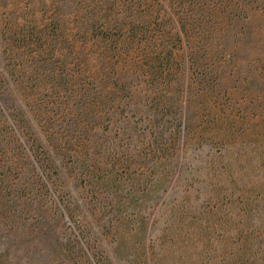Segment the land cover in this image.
Returning a JSON list of instances; mask_svg holds the SVG:
<instances>
[{
    "label": "rangeland",
    "instance_id": "rangeland-1",
    "mask_svg": "<svg viewBox=\"0 0 264 264\" xmlns=\"http://www.w3.org/2000/svg\"><path fill=\"white\" fill-rule=\"evenodd\" d=\"M0 262L264 264V0H0Z\"/></svg>",
    "mask_w": 264,
    "mask_h": 264
},
{
    "label": "trees",
    "instance_id": "trees-1",
    "mask_svg": "<svg viewBox=\"0 0 264 264\" xmlns=\"http://www.w3.org/2000/svg\"><path fill=\"white\" fill-rule=\"evenodd\" d=\"M2 257H3V256H2ZM0 264H5V263H1V262H0Z\"/></svg>",
    "mask_w": 264,
    "mask_h": 264
}]
</instances>
